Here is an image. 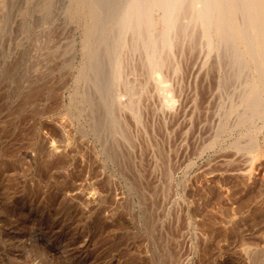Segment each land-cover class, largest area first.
I'll use <instances>...</instances> for the list:
<instances>
[{
	"label": "rangeland",
	"instance_id": "1",
	"mask_svg": "<svg viewBox=\"0 0 264 264\" xmlns=\"http://www.w3.org/2000/svg\"><path fill=\"white\" fill-rule=\"evenodd\" d=\"M114 1L100 4L107 20ZM91 6L92 0H0V264H124L133 258L144 264H264V152L228 146L236 136L227 131L234 115L220 109L226 120L217 112L236 83L226 90L214 76L204 82L202 73L199 86L193 76L169 78L176 92L181 84L178 114L165 122L143 110L146 122L138 126L124 112L134 146L124 142L107 102L115 106L127 97L114 93L135 76L125 69L122 79L129 80L113 82L109 52L102 59L105 76H95L108 21L101 16L105 23L96 30ZM102 75L109 82H101ZM220 117L228 124L218 125ZM262 118L264 112L255 119L260 137ZM149 141L161 144L154 150ZM203 222L212 228L204 231Z\"/></svg>",
	"mask_w": 264,
	"mask_h": 264
},
{
	"label": "bare ground",
	"instance_id": "2",
	"mask_svg": "<svg viewBox=\"0 0 264 264\" xmlns=\"http://www.w3.org/2000/svg\"><path fill=\"white\" fill-rule=\"evenodd\" d=\"M103 2L102 0H92V6L90 9L91 13L97 19V22H95L96 30L100 31L101 28L99 24L105 23V21H102V19L106 20V22L108 21L105 24L106 26L104 30V36L102 39L103 46L101 47V50L99 52L98 64L95 68L96 72L94 71L95 76L96 77L99 76L101 71H102L101 74H104L105 76L106 72L103 73V71H106L108 65L104 70L103 67H105V65L102 67V69L101 66L104 63L102 59L104 58V55L106 53L108 55L109 53L111 54V59H110L111 61L109 60L108 61L111 64L110 71H111L112 79L115 78L112 80L113 82L114 80H117V82L120 81L121 84L122 81L125 82L128 79L127 77L124 80L122 79L123 77L122 73L125 71V69L127 71V72L125 71L126 75L128 72H130V74L135 76V78H133L131 81L128 79L129 81L127 80L128 83L126 85L122 84L124 85L123 86L124 88L118 87L114 93L115 96L117 97L119 96L120 97L127 96V97H124L123 100L120 99L119 102H116L115 106H111V98L108 99L107 103L108 106H110V114L112 116V121L114 120L115 122L114 124L119 123L117 126H115L117 127V129L114 128L115 134L120 133L122 140L124 139L123 140L124 142L127 140L126 143H129L130 141L131 142L134 141L133 139L131 140V138L129 137L130 135L126 133L127 129L129 130L128 126L130 125L128 124L130 123L129 121L130 117L128 119V122H127V118L125 117L126 115L125 113H127L126 111H128V113L131 114V118L134 119L133 122L136 121V124L137 122L139 124L146 122L145 118L147 117H145L146 114L143 115V110L146 111V113L148 114L152 113L151 115L153 116L160 114L162 116V120H164L165 122L169 118L172 119L173 117H175V114H178L177 110L175 109L176 107L175 103L177 101L176 98H178V96H180L181 93L180 95H177L175 98L176 90L174 86L176 87V83L171 80H175L177 78L185 79L186 76L188 78L193 76L198 85L192 84L195 85V87L193 86L191 87V89L196 88L195 90L199 92L200 90L197 89L199 83L197 82L196 79L202 73V75L200 76L203 77L204 74L203 77L204 82L205 79L206 81L207 80L212 81L215 78L217 80H213V81L216 83L218 82L219 86H222V88L224 89H226V87L228 88L226 84H228L229 82H230L229 84H231L232 81L236 83L235 86L233 85L232 88L233 92L230 89H228L229 92L231 91L234 95V97L233 95L229 96L232 97L231 100L230 98L228 101L226 100L227 103L229 102L228 103L229 105L228 104L225 105L226 103L221 99L222 98L221 96H223L222 91H224V89L222 90L221 88L222 93H219L221 95H219L218 93L217 94L219 98L221 97L220 98L221 101L225 104H222V102L218 101L215 93L216 96L215 100L217 99L218 103H221L223 106L225 105L224 107L222 106L221 108L219 107L221 104H218L219 106L216 105L215 106L216 108L219 107L217 112L220 113V109L227 108L226 111L227 114L224 113L225 112L224 110L226 109H222L224 111L222 112L223 114L221 115V113L220 114L218 113V115L220 116H223L224 114H226V116L228 114L229 116H232V114L234 115V118H232L234 120H232L230 122V125H228V128H230V130L227 131L228 132L232 131L236 133V136L230 140L228 146H231L232 149H234V151L237 150L250 151L254 149L256 153L264 152V138H263L264 135L263 137L257 135V133L260 130L262 131L261 129L262 126L261 124L260 125L257 124L255 121V119L258 117L260 119V117L263 116V112H264V102H263L264 101V0H120V1L118 0L117 3H115L113 6H110L109 8L107 7L109 10L111 9L108 12L110 13L109 14L110 17L108 18V20L104 18V16L100 13V4L101 3L103 4ZM105 15L107 16V14ZM101 16H103L102 19ZM107 59H109L108 56ZM213 62H216L214 63L215 65L213 64ZM216 70L217 72H219L218 75H216V73L214 72ZM108 71L106 75L110 76L108 75L109 73ZM92 76L93 75H91V77ZM104 76L102 78L103 80H101V78L100 79L97 78V79L103 82L106 79V78L104 79ZM128 77H130L129 74ZM171 77L174 79H172ZM169 78H171V80ZM94 79L96 80V78ZM99 80L96 81L97 82L96 85L99 84L101 85V82ZM168 80H170L172 84L174 83L175 84L172 85L170 81L168 82V84H166V81ZM193 81L190 80V83L191 82L193 83ZM182 82L185 83V80ZM104 83H106V81ZM178 83H177V88H178L177 92L178 91L180 92L181 90L179 89L181 84H179L178 86ZM183 83L182 85H184ZM200 84H202V82ZM114 85L115 86L117 85L116 82ZM188 85L191 86L190 84ZM189 86H186V88H188ZM205 87H207V85L203 87L201 86L202 90H205ZM229 87L231 88V86ZM100 88L101 87L99 86V89ZM173 89L175 91L173 93H170ZM182 89L185 90L184 88ZM226 90L224 92H227ZM189 93H191V91ZM202 94L203 93H201V95ZM205 94L207 95V92H205ZM185 95L187 96V94H184L183 96ZM193 95L194 94H192L191 97H193ZM201 95L199 97H201ZM186 96H185V100L189 99L186 98ZM188 97H190V94ZM202 97L200 99H203L204 101L205 99ZM226 97L228 99V96ZM197 98L198 97L196 96L195 99ZM213 98L211 100H214ZM144 99H146L145 101L148 102L142 105L143 104L142 101ZM178 99L181 100L182 98H178ZM192 101L194 102V100ZM198 102L200 104V101ZM214 103L215 102H213L212 105ZM177 104H179V102H177ZM180 104H182V101ZM180 104L177 106V109L180 106ZM195 106L198 107L197 104ZM211 107L212 106H210L209 108ZM215 107L213 108L215 109ZM148 110L150 112H148ZM123 114L125 115L123 116ZM190 115H192V113ZM197 115L199 114L197 113ZM194 117H196V115ZM223 117H220L222 121L219 118V123L217 122L218 125L219 124L221 125L223 123ZM188 118L190 117L188 116ZM225 119H224L225 124L223 123L224 125L228 124L227 123L228 121L226 122ZM261 122H263V118L261 119ZM146 124H144V126H146ZM224 125L222 126L225 127ZM222 126H220L221 129H219L218 127L220 131H224L222 130L223 128ZM239 126L242 127L244 126V129L242 127L240 128ZM238 127L240 129H238ZM144 130H146V128ZM237 130H239L240 132L239 133L236 132ZM217 133H219V131L218 132L216 131L215 134L216 136H218ZM131 135H132L131 137L133 138V134ZM120 136L117 137L120 138ZM134 136L136 137V135ZM242 137H245L244 141ZM211 139L215 140L216 138L215 136L214 138L212 136ZM114 140L119 144L118 139L117 140L114 139ZM151 141H149V144L150 146L152 145L154 150H156L161 144L160 143L158 145L157 142L154 141L153 144ZM133 144L134 143L132 142L131 145ZM203 147L201 148V150L204 149ZM164 151L162 152L163 153L162 158L166 155L165 154L166 152L164 153ZM157 152L159 155L161 154V152H159L158 150ZM119 153H118L119 157L123 156V153L122 155H119ZM127 155L128 153L126 154V157ZM152 156L156 157L154 155ZM123 157H125V153ZM131 157L132 155L129 156L128 158L130 159ZM128 158H125V160ZM158 160H160V157ZM164 160L163 162H165ZM229 161H230L229 163H231L232 160L230 159ZM143 163L144 162H142V164ZM158 164L160 166V163H157V165ZM163 164L164 163H162L161 161V165ZM143 165L145 166V163ZM159 166L154 167L155 172L157 170L156 168ZM141 167L138 168L139 170L138 169L137 170L140 171ZM133 169L134 168L132 167V171H135V169L134 170ZM148 169L147 170L144 169L146 170L147 174L149 171ZM152 169L153 167L150 170ZM138 171H136L137 174H140L143 170H141L140 173H138ZM169 171L170 170L166 172ZM151 173L152 172L150 171V174ZM144 192L146 193V191H142V193ZM185 198H187V196ZM243 199L245 200V198ZM242 201H240V203H242ZM245 204L246 203H244V205ZM261 206H263L262 208L263 211L264 209L263 203ZM258 210L261 211V209ZM260 211L257 213H261ZM262 213H264V211ZM253 216H255V213ZM259 216L257 218H259ZM149 218L150 217L148 216V219ZM255 218L256 216L254 217V219ZM203 224L200 223L201 226ZM200 227H198V229ZM202 228H204V226L201 227V231L203 232ZM211 228L210 225L208 224L205 226L204 231L207 232ZM132 257H134V255L129 258L131 259ZM172 257L173 256H171V258ZM136 259L133 258L131 261L124 260L125 262L127 261L124 264H144V262L141 263Z\"/></svg>",
	"mask_w": 264,
	"mask_h": 264
}]
</instances>
